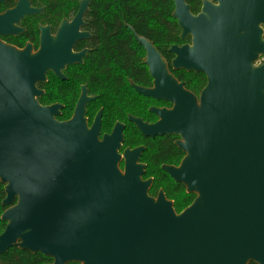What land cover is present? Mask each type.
<instances>
[{"label":"water","instance_id":"obj_1","mask_svg":"<svg viewBox=\"0 0 264 264\" xmlns=\"http://www.w3.org/2000/svg\"><path fill=\"white\" fill-rule=\"evenodd\" d=\"M90 1L80 2L74 31ZM173 1L181 39L190 36L191 45L170 48L171 67L203 74L206 85L198 98L186 90L130 28L153 80L151 89L134 90L172 108L150 109L154 124L129 121L146 138H179L184 158L162 170L193 202L178 214L162 192L148 195L144 148L120 153L122 125L100 139L99 115L88 128L85 91L67 122L55 118L61 106L40 105L36 85L49 70L64 79L70 61L51 59L43 46L34 54L0 41V183L8 207L0 255L17 248L51 264H264V62L254 65L264 57V4L248 12L204 2L194 16L184 0ZM34 12L19 3L0 17V33Z\"/></svg>","mask_w":264,"mask_h":264},{"label":"flooded vegetation","instance_id":"obj_2","mask_svg":"<svg viewBox=\"0 0 264 264\" xmlns=\"http://www.w3.org/2000/svg\"><path fill=\"white\" fill-rule=\"evenodd\" d=\"M81 1L78 0L75 5L69 2H62L61 0H0V17L16 10L19 3H24L28 8L35 10L34 13H24L22 17L15 16V18H12L9 24L5 25L3 30H1L0 41L17 50H24L27 46H30L34 54L38 53L43 46L50 52L51 59L57 57L59 60L65 59L70 61L60 71L64 79L59 78L53 70H49L46 75V82L36 85L37 89L42 91V95L38 99L40 105L44 107L53 105L61 106L59 115L55 116V118L58 122H67L72 119L75 107L81 99L83 91H85L86 98L90 99L85 105L84 114L88 128H91L99 115L100 139L104 135L111 134L116 125H122L124 142L120 153L123 154L126 149L144 148L140 157V163L145 165L142 180H152V185L148 191L150 197L156 199L159 193L162 192L168 200L172 201L173 208H175V200L180 199L183 193L188 196H194L195 199V195L188 194L182 184L175 183L162 170L163 166L178 167L184 158V153L175 145V142L179 138L167 136L154 139L146 138L129 121V117H132L141 119L148 124H154L158 121V118L150 112V109L172 108L170 103L155 101L137 94L134 90L132 85L144 89H151L153 87V80L149 74L148 67L145 65L146 52L136 41L134 33L138 37L144 38L152 43L154 48L168 64L169 72L175 78V74L180 75L184 80H187V76L189 75H201L205 79L204 87L206 85V77L203 74L194 72L187 73L183 70L175 71L171 67V62L175 56L170 53V48L172 46L179 48L184 45H191L190 36L181 39V30L178 26L177 19L173 17L175 11L174 1L170 0L173 7L170 19L176 23L180 31L179 41L170 44L166 49H158L152 40L139 34L125 21L124 17L120 18L117 16V18L113 16L114 14L111 16L103 14L95 15L94 19L98 20L95 23L97 29H92V16L88 13L94 0L89 2L88 9L82 16L81 25L78 26L77 31H74L73 26L70 25L76 18ZM184 2L189 6L190 13L194 16H197L201 12L204 2L215 7H218L220 4L231 6L241 5L248 12L254 11L257 9V6L264 4V0H184ZM117 10L119 11V9ZM111 18L112 20L110 21ZM117 19L121 22V30L112 32L102 31L111 26H117ZM63 22L68 24L69 27L61 30ZM261 28L264 38V26H261ZM109 44L113 48L111 53L114 52V48H119L121 54L131 55L132 57L126 58L121 63V66L116 64L117 59H111L112 76L106 77L104 73L107 72L108 67L105 66L107 61L105 54H108L106 53V49ZM135 55L139 58L138 63L140 67L146 71L148 76L149 82L146 85H138L131 79L134 73L133 71L135 70ZM260 59L261 57L255 62V66L261 64ZM178 82L183 83L185 89L188 90L184 81L178 80ZM200 92L198 94L191 93L198 98ZM41 101H44L46 104H42ZM134 133H138L143 139L155 142L130 147L126 142L128 136ZM164 138H172L174 140L173 145L177 149V153L169 156L165 164H161L155 169L156 176H151L149 174L150 170H148L149 165L144 160H149L156 155L158 141ZM154 144H156V150L152 147ZM123 167L124 160L120 164V168L123 169ZM159 176L164 180L163 186L158 185L157 178ZM0 185L5 194V185L1 183ZM2 202L1 207L4 212L8 207H3ZM14 203H16V200ZM0 221L6 227V223L1 220V215ZM51 263L52 260L47 264Z\"/></svg>","mask_w":264,"mask_h":264},{"label":"trees","instance_id":"obj_3","mask_svg":"<svg viewBox=\"0 0 264 264\" xmlns=\"http://www.w3.org/2000/svg\"><path fill=\"white\" fill-rule=\"evenodd\" d=\"M62 2H69L71 4L77 3L78 0H61ZM119 9V11L117 10ZM173 7L170 0H94L89 11V15L92 16L91 24L92 29H97L95 23L98 20L94 19L95 15L103 14L106 16L113 15L114 17H124L125 21L130 24L139 34L144 35L148 39L152 40L158 49H166L170 44L177 43L179 41V29L174 21L170 19ZM118 18V17H117ZM112 18L110 19V21ZM109 21V22H110ZM117 26H111L107 29H100L102 31L112 32L121 30V22H116ZM109 44L105 57L107 59L105 66H107L106 77L112 76L111 59H117L116 64L121 66L126 58L132 57L131 55H125L120 53L119 48H114ZM168 58V56H167ZM139 58L134 56V73L131 77L134 83L138 85H146L149 82L146 71L140 67L138 63ZM110 67V68H109ZM179 81H184L186 88L194 93L198 94L204 87L205 79L201 75H189L188 79L184 80L180 75L175 74ZM42 104H46L41 101ZM138 134V133H134ZM132 134V136L134 135ZM139 135V134H138ZM140 136V135H139ZM141 138V137H140ZM142 144H152L151 140L141 138ZM172 138H164L158 141L157 153L149 160H144L149 166L148 170L153 168L154 174L150 171L151 176H156L155 169L159 165L165 164L168 157L177 153V149L173 145ZM126 144L130 147L132 145L127 140ZM140 145V144H139ZM135 146V145H134ZM137 146V145H136ZM156 150V144L152 146ZM153 174V175H152ZM161 176L157 178L158 185ZM160 186H163L160 185ZM5 197L2 186L0 185V215L3 212L1 202ZM173 199V198H171ZM194 196H188L183 193L180 199L175 200V211L179 214L184 208L189 206L193 202ZM5 224L0 221V234L3 232ZM50 260L42 256L41 254H31L26 251H20L19 249L12 248L6 254L0 255V264H47ZM253 264V263H251Z\"/></svg>","mask_w":264,"mask_h":264},{"label":"rangeland","instance_id":"obj_4","mask_svg":"<svg viewBox=\"0 0 264 264\" xmlns=\"http://www.w3.org/2000/svg\"><path fill=\"white\" fill-rule=\"evenodd\" d=\"M128 141L130 142V144L132 146H134V145L136 146V145H139V144L143 143V141L141 140V138H140V136L138 134H134L133 136L132 135L128 136ZM150 171L154 174L153 168H151ZM159 184L160 185L164 184V180L163 179L159 180Z\"/></svg>","mask_w":264,"mask_h":264},{"label":"built area","instance_id":"obj_5","mask_svg":"<svg viewBox=\"0 0 264 264\" xmlns=\"http://www.w3.org/2000/svg\"><path fill=\"white\" fill-rule=\"evenodd\" d=\"M260 61H261V64H262L264 62V57H261Z\"/></svg>","mask_w":264,"mask_h":264}]
</instances>
